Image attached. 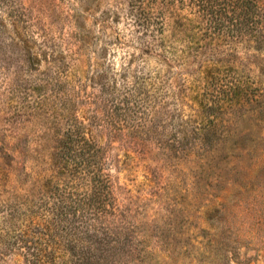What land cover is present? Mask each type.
Listing matches in <instances>:
<instances>
[{
	"label": "rangeland",
	"instance_id": "1",
	"mask_svg": "<svg viewBox=\"0 0 264 264\" xmlns=\"http://www.w3.org/2000/svg\"><path fill=\"white\" fill-rule=\"evenodd\" d=\"M22 4L25 41L16 38L12 25L0 26V264H28L22 249H16L24 246L16 239L25 230V165L33 161L48 167L40 158L47 160L52 142L42 149L38 144L54 133L64 100L83 101L86 110L94 111L103 103H94L100 92L92 76L115 78L121 93L123 79L132 83L141 66L142 76L156 86L154 97L165 96L166 110L183 112L188 135L182 138L185 147L173 142L175 124L162 123L159 116L155 123L165 125V135L157 128L159 135L150 133L141 146L132 142L140 136L137 115L118 112L112 118L122 128L112 142L106 131L103 135L117 207L108 221L118 250L114 259L121 257L124 264H264V99L229 106L218 112L215 129L195 132L197 122L189 119L200 109L190 89L196 75L155 54L143 61L130 57V42L116 39L125 29L123 20L116 24L103 15L110 0H88L87 8L80 0ZM237 54L248 58L244 67L264 90V49L242 47ZM181 91L183 102H173L172 93ZM205 133L209 145L203 161L184 151L179 157L182 147Z\"/></svg>",
	"mask_w": 264,
	"mask_h": 264
},
{
	"label": "trees",
	"instance_id": "2",
	"mask_svg": "<svg viewBox=\"0 0 264 264\" xmlns=\"http://www.w3.org/2000/svg\"><path fill=\"white\" fill-rule=\"evenodd\" d=\"M80 1L85 8L89 7L85 4L88 0ZM110 3L103 15L116 24L123 20L125 29L116 39L130 42L129 48L133 49L127 50L130 57L138 56L143 61L145 56L155 54L164 62L169 60L176 69L196 75L195 85L190 89L195 92L193 99L200 109L195 111L193 120L189 119L197 122L195 132L215 129L218 112L229 106L264 99V90L257 89L263 82L252 79L250 69L244 67L248 58L237 54L242 47L264 49L262 0H110ZM7 24L12 25L18 40L25 41L22 0H0V26ZM77 25L83 24L78 21ZM163 66L173 69L169 63ZM128 69L124 67L123 72ZM141 69L143 66L137 69L132 83L123 79L121 93L115 78L100 73L92 76V84L100 92L94 103L103 105L95 106L93 111L86 110L83 101L64 100L62 119L56 122L54 133L40 138L41 149L52 142L47 160L43 155L40 158L48 167L43 169L33 161L25 165V230L16 239V243L24 241V246L16 249H22L28 264L127 263L121 257L114 259L118 250L109 235V216L116 213L117 207L113 182L106 170L105 141L112 142L122 131L112 118L118 112L137 115L140 121L136 131L140 136H135L132 142L141 146L150 140V133L159 135L157 128L162 130L161 136L165 135V125L155 123L159 116L164 119L162 123L167 120L175 124L173 137L176 136L170 138L173 142H181L185 147L182 138L188 135L183 112L166 110L165 96L159 100L154 97L156 86L142 76ZM186 81L188 78L184 77L183 82ZM184 92L172 93L173 102L181 104ZM207 145L209 138L205 133L178 153L185 152L203 161Z\"/></svg>",
	"mask_w": 264,
	"mask_h": 264
}]
</instances>
